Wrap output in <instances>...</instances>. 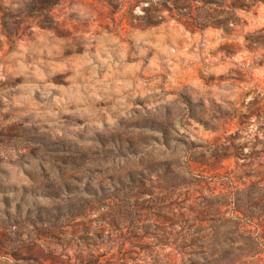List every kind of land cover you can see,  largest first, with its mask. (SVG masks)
<instances>
[{"label": "rangeland", "instance_id": "obj_1", "mask_svg": "<svg viewBox=\"0 0 264 264\" xmlns=\"http://www.w3.org/2000/svg\"><path fill=\"white\" fill-rule=\"evenodd\" d=\"M256 181L263 0H0V264L136 255Z\"/></svg>", "mask_w": 264, "mask_h": 264}, {"label": "trees", "instance_id": "obj_2", "mask_svg": "<svg viewBox=\"0 0 264 264\" xmlns=\"http://www.w3.org/2000/svg\"><path fill=\"white\" fill-rule=\"evenodd\" d=\"M209 200L196 216L207 225L171 227V239L134 243L139 250L131 252L136 255L101 259L91 254L86 264H264V185L252 182ZM148 248L158 249L140 254Z\"/></svg>", "mask_w": 264, "mask_h": 264}]
</instances>
